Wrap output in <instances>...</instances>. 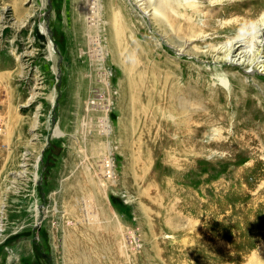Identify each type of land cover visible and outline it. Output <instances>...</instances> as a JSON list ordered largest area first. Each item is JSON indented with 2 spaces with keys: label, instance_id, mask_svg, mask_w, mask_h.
<instances>
[{
  "label": "rangeland",
  "instance_id": "rangeland-1",
  "mask_svg": "<svg viewBox=\"0 0 264 264\" xmlns=\"http://www.w3.org/2000/svg\"><path fill=\"white\" fill-rule=\"evenodd\" d=\"M196 1L201 12L216 11L181 20L172 40L162 23L131 19L123 0H0V264H64L72 160L84 196L127 233L122 264H264V74L207 51L248 35L264 0ZM95 18L145 31L144 58L156 67L146 113H130L112 58V85L95 87L104 76L84 49L94 48ZM195 29L205 41L178 55L173 46ZM227 73L238 79L226 88ZM95 117L110 131L101 154L88 137Z\"/></svg>",
  "mask_w": 264,
  "mask_h": 264
},
{
  "label": "bare ground",
  "instance_id": "bare-ground-1",
  "mask_svg": "<svg viewBox=\"0 0 264 264\" xmlns=\"http://www.w3.org/2000/svg\"><path fill=\"white\" fill-rule=\"evenodd\" d=\"M123 1H125V4L124 2H122L124 4V9L126 13H128L127 15L131 19L133 18V16L141 15L145 18H149L150 21H155L159 24L162 23L165 26V29H167V32L169 31L170 34H172L169 35V37H171L173 40V36H176L175 31H177V28L179 26L178 23L181 20L191 22L194 16H196L198 12L202 14H211V12H215L216 9H214L213 5L219 3L220 0H205L208 1L211 7L213 6V9L209 10L210 12H206V13L204 11L201 12V10L197 9L199 4L201 3L200 2L197 3L196 0H123ZM79 2L82 3V0H79ZM243 4L245 3H241V5ZM80 6L81 5H79V7ZM93 9L94 12L96 13L95 15L97 16L98 11L94 7ZM91 17L93 18V16ZM4 19L5 18H3L2 20ZM26 22L27 20L21 23L18 29L19 30L22 29L23 26L26 24ZM94 22H95V26H94L95 37L92 40L94 48L91 49L88 48L87 46L85 47L83 43L82 44L84 45V49H86L87 52L89 53L90 56L89 55L88 56L96 63L95 66H96V70H98L97 72L99 73L101 72V74L104 76V79H99L98 83L95 80L96 84H98L95 87L98 88V86L101 85L102 87L101 91L105 93L106 90L107 91L109 90L110 88L109 86L112 85L114 76L113 77L110 76L109 67H108L109 66L108 61L110 58H112L114 62L119 63V65H121L125 75L124 85L127 83L125 87L128 88L127 91L130 92V94H128L130 101V113H146L147 111H146V106H144V103L148 99V97H150L151 88H152L150 86L151 82L149 80V75H150L149 73L150 70L153 71L156 67L153 64L151 65L150 63H147V59L144 58L147 55L146 45L148 46L149 42L147 41V39L146 41H143L140 37L146 35L145 31L142 28H136L134 32L131 31L130 33H127L126 31H124V28L123 30H120L118 28L120 30L119 31L116 25L114 24V22L112 24L103 23L102 25V23L97 21L96 18ZM81 26L83 28V25ZM1 29H2V24L0 19V30ZM250 30H251L250 33L246 36H241V37L237 36L234 38H230L220 46L211 45L207 51H210L212 49L214 50V52L218 54H223V56L221 57L219 56V59L222 60L224 58L227 63L238 64V65L247 63V65L250 67V70L258 71L259 73L264 74V12L261 13L260 17L251 26ZM206 35L207 34H205V32H203L202 30L195 29L194 34L190 39H183L184 42L180 46L179 50L177 48H174V46L172 49H174L178 55H184L186 50L195 41H202V42L205 41ZM16 58L19 61V65H21V57L18 56ZM226 77L227 79L225 78L222 79V84L226 88L228 87L230 82H232L231 81L232 78L238 79L237 74L234 73L232 74L227 73ZM105 78L107 79V81ZM161 79H162V83L166 85V79L163 75ZM108 82L111 84L106 85ZM35 86H38V81L35 82ZM30 94H31V98L25 104L30 105L34 102L37 96L36 89L33 88ZM103 97L105 98V96ZM93 105L97 106V104L95 103H93ZM92 107L93 106L91 105V107L88 108L90 113H94L93 112L94 109H92ZM38 115L39 114L36 115L35 122L33 124V130H35L38 127ZM96 117L94 120L92 119L91 123H88L89 124L88 137L90 140L89 142H90L91 150L94 151V153H100L102 152V149H104L103 147L104 143L109 141L110 139V131H108L109 129L107 130L105 122L101 121L100 120L101 118L97 119ZM2 124L3 123L0 122L1 126ZM1 126H0V132H1ZM140 157L142 156L140 155ZM31 159L32 157L30 155L24 156L22 162V167L24 168V172L21 173L22 175L25 174V171L27 170V166ZM74 162L75 160H72L68 164L69 168L70 169L72 168L74 172L72 173L69 180L66 182L64 188V194L66 196L71 197V199L68 201L69 211L66 214V219L71 220L72 223L74 224V227L70 230L71 232L69 234L65 235L66 239L64 241V246H63L64 248L62 250L63 263L64 264H101L104 258H107L110 264H122V262L124 261L120 259V256L123 250L122 248L125 246L123 245V243L125 244V242H123V238L125 237L124 229L117 220H115L114 218L113 219L111 218L112 220L110 219L109 216H114L113 214L108 215L107 211L101 208L102 205L100 206L99 204L94 202L92 198L84 196L82 190L83 183L81 182V180H79L76 172V171L78 172L80 171L79 162H76L75 164ZM109 162L110 161H108V163ZM140 163H142V161ZM143 166L145 165H142V167ZM101 169L104 170L103 168ZM88 196L91 195L89 194ZM1 230L2 228L0 229V231ZM84 241H88L87 244H90L91 247L90 245H88V247L86 248L84 246ZM125 249L126 248H124V250ZM131 251L133 252V250Z\"/></svg>",
  "mask_w": 264,
  "mask_h": 264
}]
</instances>
